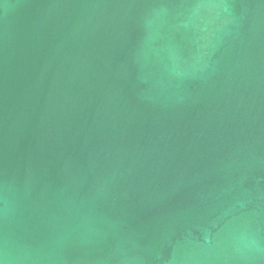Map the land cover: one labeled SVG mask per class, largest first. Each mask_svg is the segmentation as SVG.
<instances>
[{
    "label": "water",
    "instance_id": "95a60500",
    "mask_svg": "<svg viewBox=\"0 0 264 264\" xmlns=\"http://www.w3.org/2000/svg\"><path fill=\"white\" fill-rule=\"evenodd\" d=\"M0 264H264V0H0Z\"/></svg>",
    "mask_w": 264,
    "mask_h": 264
}]
</instances>
